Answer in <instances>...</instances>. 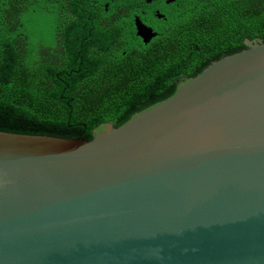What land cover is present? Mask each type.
I'll return each mask as SVG.
<instances>
[{
	"label": "water",
	"instance_id": "95a60500",
	"mask_svg": "<svg viewBox=\"0 0 264 264\" xmlns=\"http://www.w3.org/2000/svg\"><path fill=\"white\" fill-rule=\"evenodd\" d=\"M244 44L88 140L0 130V264H264V41Z\"/></svg>",
	"mask_w": 264,
	"mask_h": 264
},
{
	"label": "trees",
	"instance_id": "16d2710c",
	"mask_svg": "<svg viewBox=\"0 0 264 264\" xmlns=\"http://www.w3.org/2000/svg\"><path fill=\"white\" fill-rule=\"evenodd\" d=\"M104 2L0 0L1 131L88 140L246 38L264 41V0H190L152 45L132 33L137 0H110L108 11Z\"/></svg>",
	"mask_w": 264,
	"mask_h": 264
},
{
	"label": "flooded vegetation",
	"instance_id": "af4514ba",
	"mask_svg": "<svg viewBox=\"0 0 264 264\" xmlns=\"http://www.w3.org/2000/svg\"><path fill=\"white\" fill-rule=\"evenodd\" d=\"M98 1V0H96ZM139 5L138 7L132 10V33L133 36L140 40L141 38L136 35L135 33V24L134 20L136 17H138L143 24H145L147 27H150L153 31L157 32L156 36L152 37L146 44L144 45H152L154 43L155 37L159 34L157 28L162 27L167 24L168 22V15H179V12L183 6L189 3L190 0H151L149 2H146L144 0H137ZM110 5L109 2H104V10L108 11ZM121 26V25H120ZM124 53V51H122ZM183 82V79L178 81L177 85Z\"/></svg>",
	"mask_w": 264,
	"mask_h": 264
}]
</instances>
